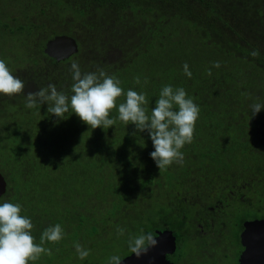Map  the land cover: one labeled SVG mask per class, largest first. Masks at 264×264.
<instances>
[{
    "label": "trees",
    "instance_id": "1",
    "mask_svg": "<svg viewBox=\"0 0 264 264\" xmlns=\"http://www.w3.org/2000/svg\"><path fill=\"white\" fill-rule=\"evenodd\" d=\"M59 34L78 45L63 60L43 51ZM1 46L9 51L0 57L20 56L8 68L25 87L0 94V203L22 205L37 244L49 226L65 232L43 245L50 256L30 264H108L141 229H170L177 255L167 258L176 263L237 264L242 222L264 218V107L251 113L264 104V0H0ZM73 61L82 73L101 68L118 78L125 94L145 93L148 114L165 85L184 88L200 113L183 166L159 172L148 132L118 119L126 95L107 130L71 110L57 120L47 103L25 107L29 92L50 83L70 97ZM208 220L214 229L202 233ZM76 242L90 250L84 260Z\"/></svg>",
    "mask_w": 264,
    "mask_h": 264
},
{
    "label": "clouds",
    "instance_id": "2",
    "mask_svg": "<svg viewBox=\"0 0 264 264\" xmlns=\"http://www.w3.org/2000/svg\"><path fill=\"white\" fill-rule=\"evenodd\" d=\"M250 55L256 58L259 52L252 50ZM220 66L219 61L212 64L214 68ZM70 71L74 81L70 97L50 83L34 93L29 92L25 107L33 109L47 103V113L54 114L57 120L64 119L65 114L71 110L91 129L101 127L107 130L116 123V119L110 118V114L117 108V100L126 95L125 101L118 105V119L125 126L134 124L139 132H148L155 149L150 156L159 172L167 170L174 163L183 166L185 158L181 149L193 142L200 113L199 106L188 97L184 88L174 89L171 85H165L155 101V107L148 114L145 107L148 104L146 94L132 89L125 94L120 80L109 76L103 69L82 73L79 64L73 61ZM183 71L191 78L192 72L187 63L183 65ZM207 74L212 75L211 68ZM134 82L140 84V77H135ZM147 83L145 78L144 84ZM24 87V82L12 74L5 60L0 59V94L9 97L18 95L23 92ZM262 107L264 104L253 103L252 115H256ZM21 211L22 205L19 203H0V264H30L38 261L42 255H51V250L43 246L46 242L59 243L64 238V229L56 224L43 231L40 243L37 244L31 234L34 225L29 217L21 215ZM116 234L118 237L123 236L125 229L117 227ZM127 243L129 251L140 258L147 254L150 247H155L158 241L152 233L145 234L141 229L140 234L130 236ZM74 248L80 260L90 255V250L78 242L74 244ZM121 261L119 255L108 258V264H121Z\"/></svg>",
    "mask_w": 264,
    "mask_h": 264
},
{
    "label": "water",
    "instance_id": "3",
    "mask_svg": "<svg viewBox=\"0 0 264 264\" xmlns=\"http://www.w3.org/2000/svg\"><path fill=\"white\" fill-rule=\"evenodd\" d=\"M44 53L56 60H63L78 51V45L69 35L59 34L47 40ZM6 191V181L0 173V195ZM158 243L150 247L147 254L137 258L134 253L123 257L121 264H173L167 259L176 249V237L170 229L155 230ZM240 241L244 247L239 264H264V218L247 220L243 223Z\"/></svg>",
    "mask_w": 264,
    "mask_h": 264
},
{
    "label": "flooded vegetation",
    "instance_id": "4",
    "mask_svg": "<svg viewBox=\"0 0 264 264\" xmlns=\"http://www.w3.org/2000/svg\"><path fill=\"white\" fill-rule=\"evenodd\" d=\"M253 219H259V218H252V219H246V220H244L243 222H242V228H241V230H240V232H239V245H240V247H241V250H240V252H239V254H238V257L236 258V261H237V264H239V256H240V254H241V252H242V250H243V246H242V244H241V241H240V233H241V231L243 230V223L245 222V221H247V220H253ZM198 226H199V229L202 231V233H204L205 231H207L208 229H209V231H210V233L212 232L211 231V229L210 228H212V230L214 229V224H213V221H211V220H208V222H202V223H199L198 224ZM227 253H226V251L224 250L223 252H222V257L224 256V255H226ZM168 255H172L173 257H174V259H176V255H177V242H176V249H175V251L172 253V254H167L166 255V257L168 256ZM168 259V258H167ZM170 260V259H169ZM171 262H173V264H180V263H176L175 261H172V260H170Z\"/></svg>",
    "mask_w": 264,
    "mask_h": 264
},
{
    "label": "rangeland",
    "instance_id": "5",
    "mask_svg": "<svg viewBox=\"0 0 264 264\" xmlns=\"http://www.w3.org/2000/svg\"><path fill=\"white\" fill-rule=\"evenodd\" d=\"M0 48H1L0 51H1V50L9 51V48H4L3 46H1ZM11 54H12L13 56H12ZM11 54L9 53V56L6 55L5 57H0V59L5 60L6 65H7V66H10V68L13 67V65H10V64H12V62H14L16 66L20 65L22 62L20 63L19 61H15V60H13V57L16 58V59H19L20 56L17 55V53L15 52V50H12V51H11ZM17 63H18V64H17ZM16 66H14V67H16ZM12 69H14V68H12ZM224 236H225V237H229V238L231 237L230 234H229V232H226V233L224 234ZM127 253H130V251H129V249H128V246L122 248L120 251H117L115 255H119V256L121 257V256H123V255H125V254H127ZM172 261H173V260H172ZM106 263H108V260L106 261Z\"/></svg>",
    "mask_w": 264,
    "mask_h": 264
}]
</instances>
